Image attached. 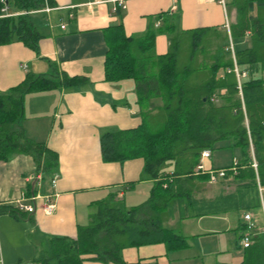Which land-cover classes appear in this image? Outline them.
I'll use <instances>...</instances> for the list:
<instances>
[{
  "label": "crops",
  "instance_id": "0c3cea01",
  "mask_svg": "<svg viewBox=\"0 0 264 264\" xmlns=\"http://www.w3.org/2000/svg\"><path fill=\"white\" fill-rule=\"evenodd\" d=\"M248 1L224 0V4H220L207 0H52L49 11L33 12L34 24L44 36L39 41L38 55L20 42L0 46V94L20 84L29 72L49 75L54 68L88 81L84 87L74 90L57 89L25 97L21 121L25 136L43 143L55 153L57 161L47 174L38 172L35 161L26 154L0 161V209H5L0 213V264H37L41 254L48 250L50 239L75 238L77 226L86 224L94 212V203L109 195H116L117 203H123L125 208L138 205L149 196L153 180L145 175L142 159L119 164L104 163L101 158L100 136L103 133L135 129L142 121L135 81H105L107 28L121 25L127 37H141L148 30H155L153 52L156 56L170 51L171 38L175 35L204 32L209 44L204 54L208 57L206 62L210 64L216 48L226 43L239 87L248 77L264 79V71L259 66L254 69L238 67L235 60L237 50L251 47L249 32L239 37L233 34ZM250 2L252 7L247 18L257 14V0ZM202 62L203 53L198 57V63ZM229 71L221 70L219 77ZM243 73L246 75L242 76ZM225 93L224 88L219 89L212 96V103L220 104ZM239 97L241 99L240 92ZM160 103L156 100L157 105ZM205 150L209 149L201 153ZM225 151H229L230 156H226ZM210 152L211 156L203 160L207 171L232 167L242 157L240 150L222 143ZM217 153L220 155L215 156ZM250 157L251 164L256 163L252 150ZM171 168L168 166L165 170L170 172ZM253 169L256 172L257 164ZM194 174L208 176L206 183L196 184L199 190L195 199L198 201L211 202L223 195L242 196L233 176L210 183L209 175L197 173L196 167ZM54 176L57 180L52 184ZM256 189L258 208H237L183 220L174 217L166 225H171L169 229L183 239V248L168 252L161 243L125 248L122 250L124 262L228 264L213 258L215 252L206 253L207 257L201 253L199 240L210 242L217 236H229L223 246L233 243L239 252V258L230 264L243 263V238L248 234L247 227L242 230L243 225L246 226L244 215L250 213L255 219L254 237L264 234V186L257 177ZM131 192H136L138 198L128 197ZM33 196H38L35 212H19L17 202L29 203ZM44 196H50L55 206L51 215L43 212ZM245 198L250 200V197ZM10 209L18 216L9 212ZM175 225L178 228H174ZM85 264L102 263L88 261Z\"/></svg>",
  "mask_w": 264,
  "mask_h": 264
},
{
  "label": "trees",
  "instance_id": "16d2710c",
  "mask_svg": "<svg viewBox=\"0 0 264 264\" xmlns=\"http://www.w3.org/2000/svg\"><path fill=\"white\" fill-rule=\"evenodd\" d=\"M52 6V0H0V46L20 42L38 55L44 36L34 24V13ZM256 6V17L247 18L252 2L244 5L239 25L233 30L235 37L251 34V47L237 50L235 60L238 67L259 66L264 71V0H257ZM204 34L192 31L175 35L170 51L156 56L155 30L141 37H127L121 25L107 28L105 81H135L142 121L135 129L103 133L101 158L104 163L119 164L142 159L143 171L153 186L148 198L135 206L117 207L114 194L94 203L88 222L77 226L76 237L50 239L37 264H128L122 258L125 248L161 243L171 252L185 246L183 239L166 226L174 217L183 220L259 207L256 177L264 186V79L248 77L241 81L239 90L226 43L216 48L209 64L204 55L209 48ZM201 53L203 62L199 64ZM227 69L230 71L219 77V72ZM87 83L85 77H70L54 68L49 75L29 72L20 84L0 94V161L26 154L33 158L38 172H50L56 166L55 153L43 143L29 140L21 126L25 97L57 89L74 90ZM222 88L226 93L216 105L212 96ZM156 100L161 103L157 105ZM221 143L242 154L236 174L228 172L224 177L233 176L242 196L198 201L196 184L208 180L206 175L194 174L201 151H213ZM168 166H172L170 172L165 170ZM2 212L5 209L1 208ZM9 212L18 216L14 209ZM245 228L243 225L242 230ZM241 264H264V234L253 237Z\"/></svg>",
  "mask_w": 264,
  "mask_h": 264
},
{
  "label": "built area",
  "instance_id": "2783aa9c",
  "mask_svg": "<svg viewBox=\"0 0 264 264\" xmlns=\"http://www.w3.org/2000/svg\"><path fill=\"white\" fill-rule=\"evenodd\" d=\"M207 1H218V3L224 4V0H207ZM43 11L47 12V11H49V8L45 7V9ZM62 28H64V26H62ZM245 75H246L245 73L242 74V76H245ZM237 76L239 77L238 73H237ZM238 88H240V86ZM210 156H211L210 150L203 151L201 153V156H200V162L196 166V172L197 173H202V174H208L209 175V182L210 183H216V181L219 178H224L228 172L236 174V164H234L232 167H230L228 169H219V170H214V171H207L205 169L204 165H203V160L209 158ZM251 166L253 168H256V163L253 161ZM38 178L40 179V175L37 177V179ZM56 180H57V176H54V178L51 181L52 184H55ZM37 198H38V196L31 197L29 199V203L18 201L17 202L18 211L22 212V213H27V214L35 212V209H36L35 200ZM42 198L44 199L43 212L46 215H51L53 213V210H54L55 206L51 202L50 196H44ZM244 221L246 223V227H247V231H248L247 233L248 234H246V236H244V238H243V246H244V248H247L251 244L252 239L254 237L253 230L255 229L256 225H255V219H254L253 215L250 214V213H247V214L244 215Z\"/></svg>",
  "mask_w": 264,
  "mask_h": 264
},
{
  "label": "rangeland",
  "instance_id": "374dc122",
  "mask_svg": "<svg viewBox=\"0 0 264 264\" xmlns=\"http://www.w3.org/2000/svg\"><path fill=\"white\" fill-rule=\"evenodd\" d=\"M224 153H225L226 156H227V154H229V156H230V152L229 151H225ZM218 155H220V153L219 154L217 153L215 156H218ZM134 196L137 197V193L136 192H131L130 194H128V197H134ZM116 206L119 207V208L124 207L123 203H121V202H118L116 204ZM257 213H259V211H257ZM166 226L168 228H172L171 225L167 224ZM174 228H178V226L175 225ZM228 239H229V236H217L214 240H210V242H208V241H206V242L203 241L202 242L203 239L199 240L201 242V244H199L200 248L202 247L200 249L201 253H204V255L207 257L206 253L215 252L214 255H213V258H216L219 261H226L228 264H230L231 262H233L234 260L239 258V252H237L234 249V244L233 243L232 244L228 243V245L223 246L224 244H226L228 242ZM238 242H239V240H238ZM220 245H222V246L220 247ZM178 256H176V257H178Z\"/></svg>",
  "mask_w": 264,
  "mask_h": 264
}]
</instances>
